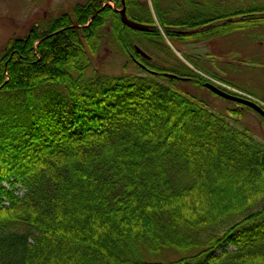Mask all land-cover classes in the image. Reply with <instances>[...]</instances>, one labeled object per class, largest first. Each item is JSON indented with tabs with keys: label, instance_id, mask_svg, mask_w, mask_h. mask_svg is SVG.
<instances>
[{
	"label": "trees",
	"instance_id": "trees-1",
	"mask_svg": "<svg viewBox=\"0 0 264 264\" xmlns=\"http://www.w3.org/2000/svg\"><path fill=\"white\" fill-rule=\"evenodd\" d=\"M121 6L87 0L2 51L0 264H264V143L233 117L247 107L224 115L187 92L209 80L158 28L122 24ZM125 6L155 25L136 0ZM232 16L221 24L264 23V7L185 22L211 25L193 34L156 11L172 42ZM106 34L138 72L91 68ZM142 42L159 53L153 60L135 51ZM55 86L63 93H34Z\"/></svg>",
	"mask_w": 264,
	"mask_h": 264
},
{
	"label": "rangeland",
	"instance_id": "rangeland-1",
	"mask_svg": "<svg viewBox=\"0 0 264 264\" xmlns=\"http://www.w3.org/2000/svg\"><path fill=\"white\" fill-rule=\"evenodd\" d=\"M86 1L0 0V58L5 45L13 38L25 37L33 26L43 27L51 19L63 13H71L75 5L84 4ZM136 1L144 10L150 12L155 20L153 26L160 30L165 43L177 57L186 63L189 62L184 55L198 60L206 72L217 75L225 81L200 72L204 78L209 80L207 82L231 91L230 94H242L258 102L264 108V23H250L242 26L221 24L225 21L239 19V16L226 17L213 23L216 28L214 31L206 30L201 36L172 42L161 29L156 18V11L158 14L160 9L168 20L183 22L181 24L183 26L174 27V29L185 30L188 29L186 23H200L209 17L230 15L238 10L259 9L264 7V0H160L156 11L153 9L152 0ZM108 4L115 8L113 2ZM218 23L221 25L216 26ZM210 26L207 24L202 30ZM109 27L107 23L103 30L110 34ZM109 34L103 36L97 54L91 56V68L98 70L100 74L109 76L123 72H138L137 66H134L120 50L114 48ZM142 44L143 47L137 46L149 55L151 60L154 59L151 53L155 56L159 54L147 43L142 42ZM124 65L127 67L126 70ZM91 70L87 71V75L92 73ZM184 88L189 93L197 94L208 103L210 108L221 111L224 115H229L226 109L239 105L214 94L205 86L187 84ZM34 93H63V90L58 86L44 87ZM240 113L241 117L233 116L240 124L236 125L239 130L248 129L251 135L264 143L262 116L249 107L242 108ZM22 191L16 193L21 194ZM232 248L228 245L225 249ZM164 254L174 256L178 253L165 252Z\"/></svg>",
	"mask_w": 264,
	"mask_h": 264
},
{
	"label": "water",
	"instance_id": "water-1",
	"mask_svg": "<svg viewBox=\"0 0 264 264\" xmlns=\"http://www.w3.org/2000/svg\"><path fill=\"white\" fill-rule=\"evenodd\" d=\"M121 5H122L121 8L120 9H115V11L119 14L120 22L122 24H124L125 26H127L128 28H130L132 30L142 31V32H146V31L150 30L152 27H154L153 25L146 24V23H143V22H139V21H136V20L130 18L127 15V13H126L125 0H121ZM97 12L98 11H96V13H94V15L97 14ZM94 15L91 16V18H90V20H89V22L87 24H89L91 22V20H92ZM203 27H205V26H201V27H198V28L187 29V30H175V32H178L180 34H193V33L198 32L199 30H201ZM134 49L144 59H151V57L149 55H147L137 45L134 46ZM186 64L188 66H190L191 68L195 69L190 63H186ZM169 75H170V77H174L175 76L173 74H169ZM204 86L206 88H208L210 91H212L214 94L218 95V96H221V97H223L225 99L231 100V101H233L235 103H238V104H240L242 106H246V107H249V108L253 109L260 116H262L264 118V109L258 102L254 101V100H251L250 98H247L246 96H244L242 94H239V95L230 94V93L222 90L221 88L213 85L210 82H205Z\"/></svg>",
	"mask_w": 264,
	"mask_h": 264
}]
</instances>
